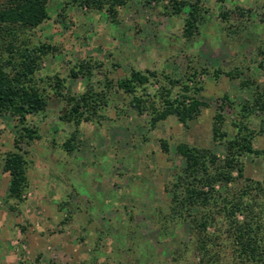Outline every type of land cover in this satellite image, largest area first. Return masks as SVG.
Returning <instances> with one entry per match:
<instances>
[{"label":"rangeland","instance_id":"374dc122","mask_svg":"<svg viewBox=\"0 0 264 264\" xmlns=\"http://www.w3.org/2000/svg\"><path fill=\"white\" fill-rule=\"evenodd\" d=\"M185 1L200 7L190 36L183 29L188 7L175 13L168 0H128L112 11L106 3L79 8L49 0V19L18 35L51 49L34 76L46 94L45 109L26 116L37 137L21 138L16 118L0 114V264H248L233 253L220 204L255 182L264 185L263 156L231 159L241 175L231 169L234 181L214 185L217 202L191 210L212 217L205 227L212 242L204 253L190 217L171 210L169 190L191 163L176 145L206 148L216 162H225L224 140L211 137L214 115L222 114L221 130L233 135L239 115L228 101L248 102L255 87L264 89V60L257 52L264 44V0ZM79 64L89 67L88 77L77 73ZM131 69L148 81L129 94L115 82ZM214 70L241 73L214 77ZM194 71L207 72L199 74L196 95L207 106L186 124L174 115L157 119L149 105L161 108L164 89L171 98L180 89L170 80ZM55 76L63 79L65 96L89 86L98 91L111 81L102 88L107 103L78 122L65 117L69 105L53 93ZM133 96L145 109L130 105ZM263 120L264 112L246 123L254 132L252 148L264 152ZM15 138L27 161L26 183L10 197L9 174L1 166Z\"/></svg>","mask_w":264,"mask_h":264},{"label":"trees","instance_id":"16d2710c","mask_svg":"<svg viewBox=\"0 0 264 264\" xmlns=\"http://www.w3.org/2000/svg\"><path fill=\"white\" fill-rule=\"evenodd\" d=\"M69 5L82 8H100L103 4L108 5L112 11L114 5H122L128 0H68ZM175 13H180L188 7L184 23V31L192 35L197 29V20L200 7L195 3L185 0H168ZM49 0H8L0 4V114L7 113L15 117L21 125V138L32 140L37 137L35 131L26 124V116L44 111L46 106V94L35 81V72L39 67L41 56L50 51L51 46L40 44L30 45L19 38V34L32 29L43 21L49 19ZM258 54L264 60V44L258 46ZM88 67V66H87ZM77 73L89 76V67L85 68L79 64ZM152 75V72H150ZM207 73L191 72L184 80H170L171 84L179 85L180 89L174 97L169 96V90L164 89L162 96V107L155 108L151 104L150 110L157 119H164L168 115H174L181 124L196 117L201 107L207 103L196 96L201 90L199 74ZM220 73L232 78L239 71L220 72L214 70L213 76L218 77ZM76 76L75 71H71ZM148 81V75L139 70L131 69L126 77L116 80L115 86L125 93H133L136 86L144 85ZM245 85V82H240ZM111 81L104 82V85L97 91L92 87L76 96H65L63 79L55 76L53 93L57 98L64 100L68 110L64 114L67 118H86L85 113L95 114L97 107L107 103L106 91L102 88L111 87ZM169 93V94H168ZM239 115L238 119L232 121L234 134L229 136L221 130L223 116L217 112L213 117L211 128L212 140H224L227 157L225 162H216L210 151L206 148L189 147L183 143L176 145V151L184 157L191 159L187 167L182 168L181 174L172 184L170 191L171 210L185 212L190 217L192 228L197 230L199 235V250L206 252L207 246L212 242L205 231V227L212 217L209 212H202L199 217L191 211L195 207L200 209L208 207L211 202H217L218 192L214 185L219 183L226 186L235 180L231 169L235 168L238 175H241V166L232 165L231 159H236L243 154H254L263 156L264 152L252 148L251 139L254 135L252 129L246 123L247 118L264 112V89L255 87L252 100L235 105L228 101ZM130 105L137 111L145 109L143 100L133 96ZM222 106H218L221 109ZM264 122V120H263ZM18 140L14 139V150L4 154L2 170L9 174L7 195L10 197L19 196L26 183L27 161L24 153L17 147ZM162 149L166 150L165 142L161 143ZM206 187L207 190H203ZM220 211L225 217L226 231L231 239V245L235 257L248 264L264 263V185L262 182H255V185L247 191L243 190L239 195L221 198ZM237 214L242 215L241 219ZM205 233V234H204ZM205 238V239H204Z\"/></svg>","mask_w":264,"mask_h":264}]
</instances>
